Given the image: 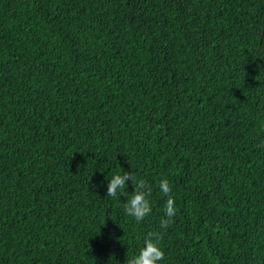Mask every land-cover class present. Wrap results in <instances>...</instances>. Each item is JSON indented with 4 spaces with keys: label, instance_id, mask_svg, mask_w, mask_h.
<instances>
[{
    "label": "trees",
    "instance_id": "trees-1",
    "mask_svg": "<svg viewBox=\"0 0 264 264\" xmlns=\"http://www.w3.org/2000/svg\"><path fill=\"white\" fill-rule=\"evenodd\" d=\"M149 234L161 264H264V0H0V264H126Z\"/></svg>",
    "mask_w": 264,
    "mask_h": 264
},
{
    "label": "clouds",
    "instance_id": "clouds-1",
    "mask_svg": "<svg viewBox=\"0 0 264 264\" xmlns=\"http://www.w3.org/2000/svg\"><path fill=\"white\" fill-rule=\"evenodd\" d=\"M107 181L106 196L117 197L124 193L131 181L134 190L127 194V200L124 202V212L127 216L134 218L137 222L144 220L152 211L151 194L153 188L144 179L137 178L134 173L117 171L110 177L105 176ZM104 181L97 187H102ZM159 192L166 196L164 203L163 215L160 218L159 227L167 230L174 217L177 215V204L175 197L172 195V185L167 177L161 179L158 183ZM165 259V251L162 248L159 238L149 234L145 237L143 246L137 254L127 259L126 264H161Z\"/></svg>",
    "mask_w": 264,
    "mask_h": 264
}]
</instances>
